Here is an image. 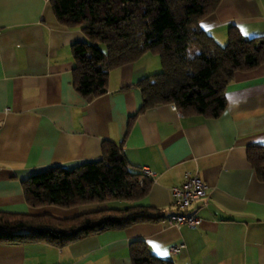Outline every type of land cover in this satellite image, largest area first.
<instances>
[{"label":"crops","instance_id":"0c3cea01","mask_svg":"<svg viewBox=\"0 0 264 264\" xmlns=\"http://www.w3.org/2000/svg\"><path fill=\"white\" fill-rule=\"evenodd\" d=\"M199 27L221 46L229 27L244 38L264 37V0H220ZM83 40L80 28L59 23L49 0H0V212L71 218L140 205L162 217L63 247L2 243L0 264H132L135 241L172 264H264V182L247 159V148L264 147V63L234 73L218 117L183 115L172 104L138 112L137 83L161 71L159 57L146 53L111 70L104 94L83 97L72 84L71 54V45ZM103 140L121 147L130 171L153 173L143 199L71 208L27 205L22 181L49 167L101 159ZM188 175L199 176L209 189L189 208L201 220L195 228L167 219L171 188Z\"/></svg>","mask_w":264,"mask_h":264},{"label":"trees","instance_id":"16d2710c","mask_svg":"<svg viewBox=\"0 0 264 264\" xmlns=\"http://www.w3.org/2000/svg\"><path fill=\"white\" fill-rule=\"evenodd\" d=\"M220 0H49L60 24L78 27L87 40L71 45L72 84L83 97L107 91L109 72L157 55L161 71L141 79L138 112L159 104H172L183 115L218 117L224 91L236 71L264 63V37L244 38L229 27L225 45H218L199 27ZM100 45L104 46L102 50ZM129 119V124L131 119ZM102 157L70 168L53 166L22 181L27 205L71 208L111 201L137 202L150 190L152 180L132 172L121 147L103 140ZM247 159L257 179L264 182V147L247 148ZM159 211L133 205L99 209L71 218L49 214L0 212V244L45 241L63 247L82 237L139 222L161 219ZM132 264H172L133 242Z\"/></svg>","mask_w":264,"mask_h":264},{"label":"built area","instance_id":"2783aa9c","mask_svg":"<svg viewBox=\"0 0 264 264\" xmlns=\"http://www.w3.org/2000/svg\"><path fill=\"white\" fill-rule=\"evenodd\" d=\"M147 176L153 173L148 169L142 171ZM208 186L197 175H188L179 185L171 188L173 211L168 215V221L174 225H186L190 228L197 227L201 220L195 212H190V206L207 197ZM181 245L171 248L173 253L179 251Z\"/></svg>","mask_w":264,"mask_h":264},{"label":"snow or ice","instance_id":"6c2138e0","mask_svg":"<svg viewBox=\"0 0 264 264\" xmlns=\"http://www.w3.org/2000/svg\"><path fill=\"white\" fill-rule=\"evenodd\" d=\"M153 250H154V251H158V246H155V245H154V246H153ZM159 254H160V255H167L166 252H160Z\"/></svg>","mask_w":264,"mask_h":264},{"label":"rangeland","instance_id":"374dc122","mask_svg":"<svg viewBox=\"0 0 264 264\" xmlns=\"http://www.w3.org/2000/svg\"><path fill=\"white\" fill-rule=\"evenodd\" d=\"M100 48L103 50L104 49V46L103 45H100ZM114 206V205H113Z\"/></svg>","mask_w":264,"mask_h":264}]
</instances>
